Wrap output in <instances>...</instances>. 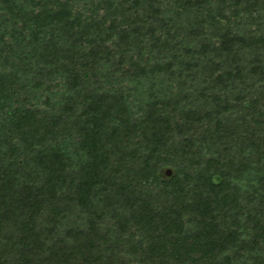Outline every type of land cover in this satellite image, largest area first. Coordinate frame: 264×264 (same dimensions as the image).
<instances>
[{"label":"trees","instance_id":"1","mask_svg":"<svg viewBox=\"0 0 264 264\" xmlns=\"http://www.w3.org/2000/svg\"><path fill=\"white\" fill-rule=\"evenodd\" d=\"M0 264H264V0H0Z\"/></svg>","mask_w":264,"mask_h":264},{"label":"water","instance_id":"2","mask_svg":"<svg viewBox=\"0 0 264 264\" xmlns=\"http://www.w3.org/2000/svg\"><path fill=\"white\" fill-rule=\"evenodd\" d=\"M161 174H163L166 177H171L172 176V170L166 169V170L162 171ZM214 179L216 182H219V180H220L218 176L215 177Z\"/></svg>","mask_w":264,"mask_h":264}]
</instances>
